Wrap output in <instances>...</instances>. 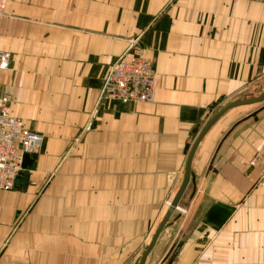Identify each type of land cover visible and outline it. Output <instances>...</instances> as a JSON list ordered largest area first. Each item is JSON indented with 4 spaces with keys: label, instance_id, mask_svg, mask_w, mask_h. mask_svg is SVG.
<instances>
[{
    "label": "crops",
    "instance_id": "obj_1",
    "mask_svg": "<svg viewBox=\"0 0 264 264\" xmlns=\"http://www.w3.org/2000/svg\"><path fill=\"white\" fill-rule=\"evenodd\" d=\"M0 2L9 56L0 96L43 136L15 187L0 190V264H138L202 127L264 81V5ZM133 37L155 70V102L102 100ZM244 108L197 146L194 181L145 264H264V186L250 164L264 145V108Z\"/></svg>",
    "mask_w": 264,
    "mask_h": 264
},
{
    "label": "built area",
    "instance_id": "obj_2",
    "mask_svg": "<svg viewBox=\"0 0 264 264\" xmlns=\"http://www.w3.org/2000/svg\"><path fill=\"white\" fill-rule=\"evenodd\" d=\"M264 5V0H248ZM0 2V13H1ZM127 49L119 55L106 73L100 98L105 101L153 103L156 91V73L150 59L140 51L138 37L128 40ZM8 53L0 51V73L8 68ZM43 140L39 133L25 127L15 116L9 99L0 96V190H11L21 171L23 155L37 148ZM259 166V182L264 186V145L250 161ZM191 264H207L193 262Z\"/></svg>",
    "mask_w": 264,
    "mask_h": 264
},
{
    "label": "water",
    "instance_id": "obj_3",
    "mask_svg": "<svg viewBox=\"0 0 264 264\" xmlns=\"http://www.w3.org/2000/svg\"><path fill=\"white\" fill-rule=\"evenodd\" d=\"M262 101H264V85L261 87L260 91L255 95L246 94V95L239 96L235 99L228 101L217 113H215L205 123V125L202 127V129L198 133L196 139L194 140L193 144L191 145V147L188 151V155H187V159H186V163H185V167H184V173H183L181 183H180L179 187L177 188V191L175 192V195L173 196L172 200L169 202L167 211L164 214V216H163L161 222L159 223L157 229L155 230L149 245L146 247V249L142 253V255L138 261V264H145V260H146L147 256L149 255V253L151 252L153 246L155 245L157 238L159 237L160 233L162 232L165 225L167 224L169 218L171 217V215L174 213L177 206L179 205V202L183 196V193H184L188 183L189 182L193 183L194 175L191 173V162H192V159H193V156H194V153L196 151L197 146L199 145V143L201 142L203 137L207 134L209 129L228 112L235 110V109L243 108V107H249V106H252L254 104H258ZM31 162L32 161L30 160V154L25 153L23 155L21 167L23 169H25L29 165H31Z\"/></svg>",
    "mask_w": 264,
    "mask_h": 264
},
{
    "label": "rangeland",
    "instance_id": "obj_4",
    "mask_svg": "<svg viewBox=\"0 0 264 264\" xmlns=\"http://www.w3.org/2000/svg\"><path fill=\"white\" fill-rule=\"evenodd\" d=\"M262 83V85L264 84V81H262V82H259V83H257L253 88L254 89H252L251 90V93L249 92L248 94L249 95H255V94H257L259 91H260V89H261V87H262V85H259V84H261ZM155 102V101H154ZM153 102V103H154ZM254 108H257V109H260V108H264V101H262V102H260V103H258V104H254V105H252V106H249V107H247V109H254ZM245 109H246V107L244 108V111H245ZM140 258V257H139ZM191 264V263H190Z\"/></svg>",
    "mask_w": 264,
    "mask_h": 264
}]
</instances>
